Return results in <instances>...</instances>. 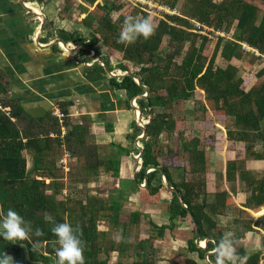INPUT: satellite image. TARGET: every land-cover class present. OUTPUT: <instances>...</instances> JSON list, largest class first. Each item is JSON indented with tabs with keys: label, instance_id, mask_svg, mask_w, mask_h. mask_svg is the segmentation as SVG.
<instances>
[{
	"label": "trees",
	"instance_id": "trees-1",
	"mask_svg": "<svg viewBox=\"0 0 264 264\" xmlns=\"http://www.w3.org/2000/svg\"><path fill=\"white\" fill-rule=\"evenodd\" d=\"M37 1L44 4L42 0ZM99 1L63 0V6L59 10L61 11L60 17L63 18L72 11L73 5L77 2L76 9L79 15H84L81 24L92 30L89 40L85 39L78 29H74L71 33L57 29L55 34L64 45L72 43L80 46L78 51L82 56L89 54L84 47L93 48L100 42L107 47V50L114 51V55L121 54L124 60L137 66L131 73L136 76L139 84L129 75L120 78L108 77L109 83L115 89L123 90L130 99L144 94L145 90L142 86L149 88L147 96L137 99L139 111L143 119L148 122L145 124V134L141 139L143 140L142 163L133 183L137 188V184L143 183L145 171L148 168L160 167V170L154 169L146 175V189L151 195L158 193L163 188L161 175L164 174L168 185L176 190L172 191V199L166 207L170 219L190 217L197 224L201 241L207 238L215 241L213 243L208 240L203 249L195 247L193 241L190 242L189 248L195 250L198 256L204 259L208 251H213L217 247L223 235L216 230V223L211 219L210 214H217L220 208L224 209L226 199L231 194L227 191L217 192L213 195L215 202H207L205 180L207 166L197 140L191 141L193 146L184 144L183 148L194 154L188 159L187 165L191 167H195L196 164L200 165L202 167V169L199 168L200 173L194 172L196 167L185 169L186 165L178 170L175 169L179 172H177L178 180L174 181L170 176V170L159 162L161 159L159 136L164 133L170 135L175 122L180 119L184 120L183 116L175 120L169 107L180 101L191 99L196 91H200L203 97L198 100L194 99L195 113H197L194 121L195 129L204 127L201 133L212 129L213 125L205 115V112L209 110L208 104L213 107L216 114L219 108L225 119L231 118L232 126H234V130L227 129L221 135L211 131L210 146L216 151L227 152L230 149L229 142H239L245 147V152L264 160V65L255 74L260 80L257 87L245 92L237 67L230 64L232 59L241 58L242 54L246 53L241 43L264 54V12L260 17L258 16V6L252 3L253 0H190L187 13L176 15L163 14L156 10H148L146 7L126 3L130 11L138 9L142 18L150 17L156 20L154 23L156 29L149 39L145 40L141 37L134 44L125 46L117 42L119 33L111 18L112 12L124 7L125 0ZM153 1L173 9L177 0ZM262 3L264 4V0ZM95 10L103 12V17L99 19L94 14ZM191 20L210 26L214 31H222L224 24L229 20L236 21V23L231 38L226 39L215 36L213 32L197 30ZM94 22H96L95 26ZM164 43L166 47H163ZM185 45L184 55L181 58ZM57 47V44L53 45L55 50ZM162 48L166 51L171 49L170 54L161 55ZM208 48L210 49L209 54H204ZM178 57L180 59L176 60ZM218 58L227 62L224 68L217 66ZM254 58L257 57L254 56ZM99 59L110 71L112 70L108 56H100ZM117 68L123 72L127 71L121 63ZM89 69L104 72V68L98 64ZM7 94L8 81L5 75L0 73V205L3 206L5 213L9 208L19 212L32 225L33 232L37 228L42 231V235L32 234L30 240L19 241L24 244L28 252L29 263L51 264L55 259L56 237L50 231L52 224L44 219L45 215H49L55 222L67 221L73 226L79 224L82 227L85 248L83 255L87 254L88 257L85 264H107V253L116 250L117 247L103 248L99 241L104 233L97 230L95 215L97 205H101V202L96 198L87 199L84 203L76 202L69 197L64 200L56 199V195L61 194L65 186L61 182H55L56 178L52 176L51 169L56 167V162H49L44 158L46 152L48 155L53 147H57L59 151L66 150L71 158L81 160L82 169L86 172H95L99 167L104 166L97 146L87 142L88 124H72L67 110L70 104L68 102L58 104L63 114L62 126L66 129L65 136L60 139V123L56 117L49 112L43 117L33 118L14 100L3 97ZM134 127L135 137L141 132V127L136 123ZM51 132L56 137L51 138L49 136ZM224 143L225 147L222 146ZM257 144L262 145L261 154H256L252 149ZM24 151L33 156L31 168L27 166ZM236 161L227 162L226 180H233L232 173L237 171ZM114 163L113 169L107 167V171H111V174L117 177L118 159ZM239 174L243 189L251 192L242 207L252 210L251 214L258 218L264 214V176L256 181L249 173L242 171ZM176 192L179 193L181 202ZM117 204H119L118 209L115 212L111 210L115 215L116 225L119 220L118 211L121 208V204ZM76 205L79 214L74 218ZM183 205L186 207L184 208ZM106 208L109 209L108 206ZM140 215V212H132L129 214L128 221L137 224ZM254 226L259 227L258 222ZM166 228L164 226L157 228V235L162 237ZM247 230H253L251 222L248 223ZM234 235L237 251L242 256L246 255L242 243L236 237L237 235ZM33 246L36 251H31ZM141 248L144 247L141 246ZM101 252L105 254L103 259L99 258ZM208 259L214 264L213 254L208 255ZM263 261L264 242L260 253L247 256L246 264H262ZM128 264L151 263L144 257L139 262Z\"/></svg>",
	"mask_w": 264,
	"mask_h": 264
},
{
	"label": "crops",
	"instance_id": "crops-1",
	"mask_svg": "<svg viewBox=\"0 0 264 264\" xmlns=\"http://www.w3.org/2000/svg\"><path fill=\"white\" fill-rule=\"evenodd\" d=\"M23 1L37 9H42L41 11L44 12V9L42 8L44 7V4L39 5L40 3L37 0ZM77 2L73 5L72 10L76 9L74 7L77 6ZM27 8L30 9V11ZM27 8L22 7L18 0H0V73H3L8 81V94L3 97L12 99L16 104L21 107L24 106L25 108H34L39 106L42 101L49 100L54 101L51 106V109H54L55 107L59 108L58 104L68 102L70 105L67 110L70 119L71 117L74 120L76 119L77 122L75 124H88L87 142L97 146L99 156L102 154L101 148L106 145L113 146V149H118V147L121 148L118 149L121 151L116 157L119 162V169L118 176L115 178L120 177L121 179V176H125L122 180L134 181L139 170L138 156L142 155V152L140 154L137 145L142 143L141 145L143 146V140L141 139L145 134L141 128V132L134 137L136 133L134 127L135 123L138 124V119H143L141 113H137L139 110L137 109V99L139 97L135 96L130 99L123 90L115 89L109 83L108 77L110 76L105 70L104 72H100L98 69L91 71L89 68L94 67V65L86 68L87 66H85L84 63L86 56H72L75 50L72 52L70 51L69 53L63 52L58 47L57 50H55L53 48V45H55L54 43L50 44L54 39H58L55 34L57 29H62L69 33L73 32L74 29H78L85 38V32H82L85 27L81 24L84 15L80 16L81 14L79 15L78 13L79 18H77V21H79V23L75 22L74 26H70L71 29L57 27L50 33V35L49 32L44 29V24L39 31L43 21L41 22L40 19H38L39 16L35 15L38 11L30 6H27ZM71 13L69 14L71 15ZM69 19L68 16H66L65 19L61 18V22L69 23ZM37 43L43 44V46L40 47ZM114 53V51L107 50L108 58L111 59V57H116V54L114 55ZM260 68H258L256 72H258ZM112 70H116V68H112ZM120 71L122 70L120 69ZM250 74L256 78L254 73ZM259 81L260 80L256 78L254 84L249 88H246V85L242 88L247 92L250 89L257 87ZM144 94H146V92H144ZM76 111L78 114H75ZM47 114H49V111L45 115ZM219 118L221 122L223 121L222 124L225 128V116ZM226 119L231 122V118ZM179 122L181 123L182 121H176L175 124H178ZM223 127L222 129H219L221 133L224 132L221 131L224 130ZM216 130V132H218V129ZM231 130H233V128H231ZM106 140L108 144H103V141ZM222 146L225 147V143ZM229 148L230 149H228L227 152L221 151L225 156L222 161H215L213 167L215 172L210 170L219 177L222 186L213 188V185H210L212 188L209 190L207 184L206 192L208 196L212 192L217 193L227 191L231 194L227 197L225 206L232 200V203L236 206H234V210L237 213V216L235 217L238 221L240 219L247 221L245 223L246 231L243 236L242 234H239L236 237H238L239 241L247 247L245 252L248 253L251 247L254 248L252 253L247 254V256H250L261 252L262 244L264 242V214L255 218L251 214L252 210L242 207L251 192L250 190L243 189V182L240 181L241 176H239V172L241 173L243 171L249 173L251 177L258 181L264 176V160L253 157L250 153H247V151L245 152V147L242 143L229 142ZM252 149L256 154L262 153L261 144H257ZM248 151L250 150L248 149ZM65 152L67 151H61V155L57 162H59V159ZM180 157L181 159L183 158L178 152L177 158L179 161ZM184 157L188 159L186 156ZM74 160L77 163H80L81 161L72 158V161ZM231 160H237L235 165L237 171H233V180L231 181L230 188L229 190H225L226 164ZM208 161L209 160L206 158L205 154V163L207 166L206 175L210 168ZM127 163L134 164L133 167L130 168L132 169L131 173L127 172L125 169ZM180 163H183V159ZM219 166L222 167L220 168ZM107 172L111 173V171ZM147 174L148 169L145 171L143 182H145ZM177 176L178 175L174 176L175 180H178ZM127 186L126 191H124L125 194L129 193V195H127L128 202H131L132 205L137 204L139 207L141 206L137 202L145 204V208L141 207L142 209H146L144 210L145 212H143L142 209H139L136 212H140L141 214H149L150 212V215H153L151 216V222H153V225L155 226L150 229L153 231L151 232L153 235L151 236V242H149L146 247L145 244H147L149 236H141L135 244L137 246L135 253L139 252L140 255L147 258L148 262L153 260L155 264H209L208 261L210 260L208 257L206 259L205 256L208 252L213 253L214 250L208 251L204 255V259H201L195 250L193 251L189 248L191 241H193L194 246L197 248L203 249L205 248L204 245L206 246L204 242L205 240L201 242L200 239V245H196L193 219L190 217L183 219L175 217L174 219H170L166 207L170 203L172 195L168 194V189L166 187L163 186L157 194L151 195L146 191V186L144 190L136 188L133 183H129ZM134 190L138 194V198L136 199L133 198ZM232 190L233 192H231ZM235 199H237V203L235 202ZM146 203L150 205L147 206ZM224 211L225 210L220 208L217 214H210L211 219L216 223V230H219L222 234L225 231H229V224L228 222H226L227 224L225 223V216H232L231 214L225 215ZM249 222H251L253 228L252 231L247 230ZM256 222H258L259 227L254 226ZM139 226H141V223ZM161 226L167 228L163 231V236L159 237L157 235V228ZM169 226L170 229H168ZM208 240L213 243L215 242L212 238H209ZM138 246L144 247L141 253ZM144 250L146 252H144ZM0 252H6L11 255L14 258L15 264H42L38 262L29 263L28 252L24 244L22 245L20 242L9 243L5 241L3 237H0ZM137 256L139 255L137 254ZM112 257L115 258V255ZM51 264H54V260ZM107 264H117V261H114L113 259L111 261L108 260Z\"/></svg>",
	"mask_w": 264,
	"mask_h": 264
},
{
	"label": "rangeland",
	"instance_id": "rangeland-1",
	"mask_svg": "<svg viewBox=\"0 0 264 264\" xmlns=\"http://www.w3.org/2000/svg\"><path fill=\"white\" fill-rule=\"evenodd\" d=\"M102 1L103 0H100L99 2H102ZM108 1L112 2L113 0H108ZM167 1H170V0H167ZM43 2H44V7H42V8L44 9L43 10L44 12H42L41 11L42 9L40 10V8L38 10L43 16L41 18L43 21L42 23L44 24V29L47 32H49V34L52 31H54L57 27H63V28L71 29L70 26H74L75 22L79 23V21H77V18H79V16H78L79 12L77 9L70 11V13L72 12L71 15L70 14L65 15V17L68 16V19L70 18L69 23L61 22V17H60L61 11H59V10L63 6V0H43ZM252 3H254L258 6V11H259L258 16L260 17L262 15V13L264 12V4L262 3V0H253ZM124 4H125L124 7L121 8L119 11H114L111 13V18H112L113 22L115 23V27L117 28L118 33L120 31L121 24L123 23L125 17H127L129 15L142 17L139 15L138 9L130 11V9L126 5V2ZM39 5H41V4H39ZM189 6H190V0H177L175 8H173L171 11H176L177 13L185 14V13H187ZM74 8H76V7H74ZM94 14H96V16L99 19L103 17V12H101L99 10H95ZM65 17H63V18L65 19ZM155 21L156 20H153L154 23H155ZM235 23H236V21H232V20H229L228 22H226V24H224V26H223L222 32H225L229 36H232V33L234 31V28H235ZM93 25L95 26L96 22H94ZM91 31L92 30H90L89 28L83 29L82 32H85L84 33L85 39L89 40ZM186 45L181 52V58L184 55ZM163 47H166L165 43H164ZM208 47L210 48V45ZM93 48L95 50H97V54L94 53L95 58H100V56H108L107 55V47L103 46L102 43H100V42L97 43L95 45V47H93ZM209 48L204 51V54H209V50H210ZM171 49L173 50V47ZM171 49L170 50L167 49V51H166L165 48H162L161 49V55L168 56V54H170V52H171ZM63 52L69 53L70 50L66 49ZM248 52L250 54L249 53H243L241 58L232 59L230 61V64L235 65L237 67L238 76L241 78L243 77L242 78V81H243L242 87L246 85V88H249L252 84H254L255 79H256L250 73L255 74L256 70L264 65V59L262 57L254 58L253 53L251 51H248ZM92 54H93V52L90 55H92ZM73 55L80 56V57L82 56V54L79 53L78 49H76L74 51V54H72V56ZM177 59L179 60L180 58L178 57V58H176V60ZM89 60H91V59H88L87 61H89ZM108 60L110 62V65L114 69L116 68V70H118L117 66H118V64H120V62H122L121 64L126 67V70L128 72H131L137 68V66L133 65V63L124 60L122 58L121 54L116 55V57H111V59L109 58ZM115 62H116V64H115ZM216 64H217V66L224 68L227 65V62L218 58ZM117 74H119V73H117ZM163 93H164V91H163ZM202 97H203V93H201L200 91H196L195 95L191 99L186 100L184 102L180 101L177 104H175L174 106L172 104L169 107L170 111L173 113V115L175 117V120H178L181 116L184 117V120L182 121L180 119V121H182V122L175 124V126L172 129V133L170 135H166L165 133L162 134L161 137L159 138L158 143H159L160 150H161L160 164L165 165L170 170V172H171L170 176L173 178L174 181H176L174 179V176L177 175V172H179V171H175V169L178 170L179 168L186 166L188 164L187 163L188 159L194 155V154L190 153L191 151H188L186 148H183L184 144H188L189 146H193L191 141L197 140L200 144V147H201L200 150H201V153H203L202 155L205 156V154H206V158L209 160L208 164L210 165V168L207 171L208 172L207 175H205L206 176L205 180H206V185L208 184V189L210 190V188H212V187L217 188L219 186H222L221 180L214 173L215 169L213 170V167H214L215 161L216 162L222 161V159L225 158V156H224V153L221 152L222 150H218V151H220V152H218L212 146H210L209 142L211 139L209 137V134L211 131H213L217 135L222 134L219 129H222V127L224 125L222 124L223 121L221 122L220 118L218 116H222L223 113L218 108V113L216 114L215 110L212 109L213 107L210 104H208L209 110H207L205 112V115H206L207 119L209 117L208 120H210L212 123L211 125H213L212 129H210L209 131H204L203 133H201V132L204 129V127L202 129L201 128L195 129L194 121H195L197 113H195L196 108H194V106H195L194 99L198 100V99H201ZM49 112L52 113V109H50ZM75 114H78L77 111ZM70 121L72 124H75L77 122V120L72 119V117H71ZM228 121L229 120L225 119V128L223 127L224 130H221V131L226 132L227 129H231V128H233V130H234V126H232V119H231V122L230 121L228 122ZM216 129H218V132H216L217 131ZM89 140H90V138H89ZM103 142H104L103 144H108L107 140L103 141ZM140 144H142V143H140ZM112 147L106 145L103 148H101L102 154H101L100 158L104 161L105 165L99 167L97 169V171H95V172H88V171L86 172L84 169H82L83 163L81 161H80V163L75 162V160L72 161V158L69 159L70 162L68 161L69 163H68V166L65 167L66 169L60 168L57 160L61 155V151H59L57 147H53L52 151L50 153H48V155L46 154L47 153L46 152L45 155L47 157L44 156V158L48 159L49 162H52V161L56 162V167L54 169L53 168L51 169L52 170V176L56 178L57 181L55 180V182H57V183L61 182L65 186L64 187L65 189H63L62 193L56 195V199L64 200V198L69 197V199H72L76 202L79 201L81 203H84L87 199L96 198L101 202V205H97V210H96L97 213L95 215L96 219H97V230L104 233L103 235L100 236L99 241H100L101 245L103 246V248L109 247V246H113L114 248L117 247L116 250L111 251V252L109 251L107 253L108 260L111 261L113 259L114 261H117V263L120 262L122 264L139 262L140 260L144 259V256L140 255L139 252L135 253L136 248H137V246L135 244L138 242V239L141 236H143V237L149 236L148 237L149 240H148L147 244H145L146 247H147L148 243L151 242V236H153L151 234V232H153V231H151L150 229L153 227L151 225V224H153V222H151L152 221L151 216H153V215H150L151 214L150 212H149V214H145V213L141 214L140 219H139V223H137V224L136 223L132 224L130 221H128L129 220V214L131 212H136L137 210L142 209L141 207L145 208V204H143L142 202H137L141 206V207H139L137 204L132 205L131 202H128L127 195H129V193L125 194L126 186L129 185V183H133V181L122 180V178L123 177L125 178V176H123V177L121 176V179H120V177L115 178L110 172H107V167L108 168L111 167V169H113V165H115L114 162L116 160V157L119 155V152L121 151V150H118V149H121L120 147H118V149H116V148L113 149ZM135 148H136V146H135ZM195 150H196V148H195ZM178 152L183 156V158H182L183 163H180L182 161L181 157H180V161L177 158ZM23 154L26 157L28 168H31L33 156L31 155V153H28L25 151ZM184 155H187L186 157L188 159H186L184 157ZM185 159H186L187 164L185 163ZM40 160H42V159L40 158ZM133 160H135V159H133ZM110 161H112V162H110ZM194 162H195V160H194ZM133 165L134 164L127 163V165L125 167L126 171L131 173L132 169H130V168H132ZM195 167H191L190 165H187L184 168L185 169L186 168L187 169L188 168H190V169L195 168L194 172L200 173L199 168L202 169V167L198 164H196ZM219 167L221 168L222 166H219ZM210 170H213L214 172L210 171ZM211 172H213L214 174ZM225 184H226L225 190L226 189L229 190L231 180H226ZM210 185H213V186L210 187ZM145 186H146V183L143 186H140L138 184L137 188L144 190ZM127 190H129V189H127ZM214 190H216V189H214ZM122 191H124V192H122ZM146 191H148V190L146 189ZM133 193H134L133 198H135V199L138 198V194L135 192V190ZM214 193L215 192H212L209 194V196H207V202L208 203L215 202V199L213 196ZM66 194L68 196H66ZM168 194L172 195V191L169 189H168ZM235 202L237 203V199H235ZM117 203L121 204L120 211H118L119 212L118 213L119 214V220H117L118 225L115 224L116 223L115 218H114L115 215H113V213H112L113 210L115 212L118 209L117 207H119V204H117ZM148 205H150V204H147V206ZM100 206H102V207H100ZM107 206L109 207V209L106 208ZM112 206H113V208H112ZM234 206H235V204H233L232 200H231V202L229 201V203H227V205L224 207L225 209H223V210H225L224 211L225 215H229V214L232 215L230 217L225 216V223L228 222L229 231H232L236 235L242 234V236H243V234L246 231V224L245 223L247 221H243V219H240L238 221V219L235 217V216H237V213L234 210L236 206L235 207ZM75 208H76V210H75L74 218L79 214L78 206L76 205ZM142 210H143V212H145L144 210H146V209H142ZM140 223H141V226H139ZM118 235L122 237L120 242H117V240H116V237ZM242 245L244 247V250L247 249V247H245L243 243H242ZM138 248H139V251L141 253L142 248L140 246H138ZM253 249H254L253 247H251L250 250L248 248L249 252L248 253L245 252L246 256H247V254L252 253L254 251ZM257 249H258V247H257ZM117 253H118V256H117ZM137 254L139 256H137ZM86 255L87 254H84L85 260H86V258H88ZM113 255H115V258L112 257ZM99 258L100 259L105 258V254L101 252L99 255ZM54 261H55V259H54ZM149 263L155 264V262L153 260L149 261ZM262 264H264V262Z\"/></svg>",
	"mask_w": 264,
	"mask_h": 264
},
{
	"label": "clouds",
	"instance_id": "clouds-1",
	"mask_svg": "<svg viewBox=\"0 0 264 264\" xmlns=\"http://www.w3.org/2000/svg\"><path fill=\"white\" fill-rule=\"evenodd\" d=\"M162 6H165V5H162ZM163 14L176 15L177 12L175 11V13L173 14H169V13H163ZM194 22L196 21L191 20V23L193 26H194ZM201 26H206V25H201ZM206 27L212 28L210 26H206ZM155 29H156V25L154 24L153 20L150 17L142 18L139 16L129 15L125 17L123 23L121 24L117 42L127 46V45L134 44L141 37L147 40L154 34ZM210 32H213L214 35L217 37L226 38V39L231 38V36H229L225 32L214 31L213 28H212V31ZM217 32L223 33L224 35L223 36L218 35L216 34ZM242 44L243 43H241V46ZM249 48L251 50H256L251 47ZM73 50H76V49L73 48ZM73 50H70V51H73ZM243 50L246 53H249L248 51H251V50H245V49ZM90 53L88 55H90ZM95 53H96V50H95ZM263 56L264 54H260V56L258 57L263 58ZM93 58H94V55H93ZM95 59L100 60L99 58H95ZM91 62L92 61L90 60V62H87V63L91 64ZM142 96L145 97L146 94L145 95L142 94ZM137 109L139 108L137 107ZM138 120L140 121V119ZM143 124L145 125L146 123H143ZM61 126L62 124H60V129H61ZM148 170L151 171L153 169L148 168ZM150 171H148V173ZM144 183H146V180L145 182L140 183L139 185L143 186ZM184 206L185 205H183V207ZM44 219L46 222L52 224L50 231L53 234V236L56 237V240L54 242L56 245L54 249L55 251L54 264H85V259L83 255L85 248H84V241L82 239V236H83L82 227L79 224H77L76 226H73L71 223L67 221L63 223L55 222L53 218L49 215H45ZM32 234L39 236V235H42V231L41 229L37 228L35 229V232H33L32 225L29 222H27L24 219V217L19 214V212H17L16 210L12 208H9L7 212L5 213L3 206L0 205V237H3V239L9 243H17L19 241L30 240ZM121 239L122 237L119 235L116 237L117 242H120ZM31 251H36L35 246L31 248ZM212 254L215 256L214 264H246V261H247V256L246 255L242 256L237 251L235 235L232 231H225L223 233L222 237L220 238L218 242L217 247L214 249ZM0 264H15L14 258L11 255L7 254L6 252H0ZM209 264H211L210 261H209Z\"/></svg>",
	"mask_w": 264,
	"mask_h": 264
},
{
	"label": "water",
	"instance_id": "water-1",
	"mask_svg": "<svg viewBox=\"0 0 264 264\" xmlns=\"http://www.w3.org/2000/svg\"><path fill=\"white\" fill-rule=\"evenodd\" d=\"M18 2H19V4L22 6V7H24V8H27V6H26V3L23 1V0H18ZM28 9V8H27ZM29 11H30V9H28ZM32 13V12H31ZM40 13V12H39ZM33 14V13H32ZM36 15V14H35ZM39 19H40V21L42 22V18L41 17H43L42 16V14L40 13L39 15ZM42 27H43V23H42V25H41V28L39 29V31L42 29ZM57 44L58 45V48L61 50V51H65L66 49H69V50H73V48L74 49H80V46H76V45H74V44H72V43H70V44H67V45H65V46H62V45H64L63 44V42L61 41V40H59V39H54V41L53 42H51L50 44ZM37 45L38 46H40V47H42L43 46V44H40V43H37ZM70 48H72V49H70ZM86 50H88V51H91V52H93V55H94V53H95V50L93 49V48H88V47H84ZM93 55H87L86 57H85V59H84V63H85V66H87V67H90V66H93V65H95V64H98V65H100L102 68H104V70H105V72L110 76V77H122V76H125V75H129V76H131L132 78H133V80L137 83V84H139V81H138V79L136 78V76H134L132 73H129V72H126V71H120V69H118V70H109V68L107 67V66H105L104 65V63L102 62V61H100V60H96L95 58H93ZM88 59H92V62H91V64H88L87 63V60ZM117 72H119V74H117ZM142 88L145 90V92H146V96L149 94V88H147L146 86H142ZM137 97H139V98H141V97H144V96H142V95H138ZM54 103V101H49V100H47V101H42L40 104H39V106H37V107H34V108H25L24 106L22 107L23 109H24V111L27 113V114H29L31 117H33V118H38V117H43V116H45V114L51 109V106H52V104ZM139 113H140V111H139ZM138 124L141 126V128H142V130H143V132L145 133V125L143 124V123H141L139 120H138ZM138 146V148H139V152H140V154H141V152H142V150H143V146L141 145V144H138L137 145ZM138 159H139V167H141V163H142V158H141V156H138ZM153 170L154 169H157V170H160V167H156V168H152ZM161 183H162V185L164 186V187H166L167 189H169V190H171V191H176L173 187H171V186H169L168 185V183H167V181H166V178H165V176H164V174H162V176H161ZM145 184V183H144ZM176 194H177V196H178V198H179V201L181 202V199H180V195H179V193H177L176 192ZM194 224V227H195V236H196V245L197 246H199L200 245V241H199V235H198V231H197V224L194 222L193 223ZM208 241V239H205V244H206V242ZM210 253H212V252H208L207 254H206V259H207V257H208V255L210 254ZM208 263H209V261H208Z\"/></svg>",
	"mask_w": 264,
	"mask_h": 264
},
{
	"label": "built area",
	"instance_id": "built-area-1",
	"mask_svg": "<svg viewBox=\"0 0 264 264\" xmlns=\"http://www.w3.org/2000/svg\"><path fill=\"white\" fill-rule=\"evenodd\" d=\"M125 2L128 3V4H132V5L146 7L148 10H156L158 12L169 13V14L175 13V11H171L166 6L159 5L156 2H154L153 0H125ZM194 26L198 30L202 29L203 31H206V32L212 31V28H209V27H206V26H201L197 22H194ZM216 34L221 35V36L224 35L223 33H218V32ZM242 48L245 49V50H251L244 43L242 44ZM251 52H253V54L256 57L260 56V54L256 50H251ZM263 58H264V56H263ZM143 95H145V94H143ZM134 104H135V101H134ZM0 108H1V106H0ZM51 114H52V116H54V117H56L58 119V121H59L60 124H62L63 114H62V112L60 111L59 108H56L55 107L52 110V113ZM140 121L142 123H147L148 122V120H144V119H141V118H140ZM65 134H66V129L63 126H61L60 135H59L60 137L59 138L60 139H63V137L65 136ZM49 136L51 138L56 137V135L54 133H52V132L49 133ZM69 159H70V155L67 152H65L61 156V158L59 159V162L58 163H59V165L61 166L62 169H66L65 167L68 166ZM148 171H150V170H148Z\"/></svg>",
	"mask_w": 264,
	"mask_h": 264
},
{
	"label": "bare ground",
	"instance_id": "bare-ground-1",
	"mask_svg": "<svg viewBox=\"0 0 264 264\" xmlns=\"http://www.w3.org/2000/svg\"><path fill=\"white\" fill-rule=\"evenodd\" d=\"M26 6H30L31 8H34L36 11H38L37 13H36V15H39L40 13H39V10L37 9V8H35L34 6H31L30 4H28V3H26ZM62 46H65V45H62ZM117 73H119V72H117ZM139 113V112H138ZM202 242V241H201Z\"/></svg>",
	"mask_w": 264,
	"mask_h": 264
},
{
	"label": "flooded vegetation",
	"instance_id": "flooded-vegetation-1",
	"mask_svg": "<svg viewBox=\"0 0 264 264\" xmlns=\"http://www.w3.org/2000/svg\"><path fill=\"white\" fill-rule=\"evenodd\" d=\"M95 58V57H94ZM91 61H92V59H91ZM87 62H90V60L89 61H87Z\"/></svg>",
	"mask_w": 264,
	"mask_h": 264
}]
</instances>
